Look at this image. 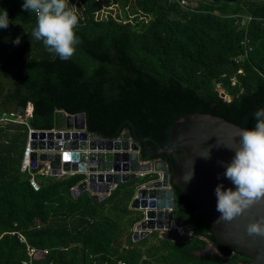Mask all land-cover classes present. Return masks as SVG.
<instances>
[{
	"label": "trees",
	"instance_id": "obj_1",
	"mask_svg": "<svg viewBox=\"0 0 264 264\" xmlns=\"http://www.w3.org/2000/svg\"><path fill=\"white\" fill-rule=\"evenodd\" d=\"M188 1L68 0L81 42L61 60L32 36L36 15L22 8L24 0H0V14L7 10L10 20L0 29V116L23 115L31 106L23 121L14 114L0 120V264L27 257L17 232L36 247L31 264H237L250 258L216 240L171 182L172 218L191 223L188 239L151 230L152 240H132L130 227L141 211L127 203L135 185L156 172L120 181L92 202L86 190L70 193L82 173H36L34 190L19 170L28 129L59 126L64 112L83 111L90 130L113 137L130 131L129 119L137 135L160 141L177 115L191 111L254 128V113L264 109V0ZM138 144L139 156L147 158ZM145 144L155 147L150 139ZM205 244L214 250L198 253Z\"/></svg>",
	"mask_w": 264,
	"mask_h": 264
},
{
	"label": "water",
	"instance_id": "obj_2",
	"mask_svg": "<svg viewBox=\"0 0 264 264\" xmlns=\"http://www.w3.org/2000/svg\"><path fill=\"white\" fill-rule=\"evenodd\" d=\"M125 120L131 124L130 131L122 129L113 137L90 130L83 111L64 112L60 126L28 131L31 164L34 165L37 157L47 160L51 174L83 173L70 192L76 196L87 189L93 202L106 197L115 184L137 176L138 172H156L157 176L136 184L130 198L129 206L141 211L133 223L132 240L151 230H157L160 237L169 240L188 239L191 223L182 224L180 231L172 225L171 182L186 193L194 206L193 212L209 225L216 240L250 257L237 264H264V236H249L246 232L249 223L264 218V201L232 221L214 223L221 215L216 210V186L222 184L223 189L236 190L224 175L235 156V151L228 147L238 145V133L246 128L219 115L191 111L177 115L168 127L166 139L160 141L137 135L132 121ZM147 139L155 147L146 145ZM139 142H143L146 150L145 159L139 156ZM207 148L210 158L204 159L199 155L206 154ZM191 164L194 175L186 183L182 177L190 171ZM207 250L211 252L214 248L205 244L198 253L207 254Z\"/></svg>",
	"mask_w": 264,
	"mask_h": 264
},
{
	"label": "clouds",
	"instance_id": "obj_3",
	"mask_svg": "<svg viewBox=\"0 0 264 264\" xmlns=\"http://www.w3.org/2000/svg\"><path fill=\"white\" fill-rule=\"evenodd\" d=\"M22 8L36 15L32 36L42 41L46 49L61 60L70 59L81 42L75 32L79 22L75 7H69L68 0H24ZM9 23L7 10L3 9L0 29L7 28ZM13 43L18 45L19 37ZM254 116L255 127L238 133L236 147L226 146L235 151V156L224 175L232 181L236 190L223 189L222 184L216 186V210L221 215L214 223L232 221L254 204L264 201V109L255 112ZM199 156L210 158L209 149ZM192 164L190 171L182 177L186 183L194 175ZM246 232L249 236H264V218L249 223Z\"/></svg>",
	"mask_w": 264,
	"mask_h": 264
},
{
	"label": "built area",
	"instance_id": "obj_4",
	"mask_svg": "<svg viewBox=\"0 0 264 264\" xmlns=\"http://www.w3.org/2000/svg\"><path fill=\"white\" fill-rule=\"evenodd\" d=\"M179 3L181 5H185L187 3V0H179ZM189 3V1H188ZM243 41L245 42L246 39H243ZM250 47L247 46V49H249ZM30 104L28 103L24 109V112H23V115H21L20 113H13L12 111H10L8 113V115H12L14 114V118L13 120H16V121H23L24 118L26 117V115L30 114ZM4 114V115H1L0 116V120H4V119H9V116ZM31 128L28 129V131L30 130ZM32 148L30 147L29 145V140H28V135H27V138H26V141L23 145V149H22V153H21V156H20V161H19V170L21 171H24L28 174V183L29 185L35 190L38 188V182L35 178V174L36 173H42V174H51V169L49 167V164L47 162V160H41L39 158H35V163L34 165L31 164V155H30V152H31ZM35 169H32L34 168ZM72 171H70L69 173H71ZM62 173H66V172H61L59 174H62ZM144 172H138V175H142ZM53 175H58V174H53ZM172 225L176 226L179 231H180V226L182 224H179V223H176L174 221H172ZM12 233V231H10ZM17 238L19 239V241H21L22 243H24V246H25V253L27 255V257H24L23 259H21V264H31V257H32V253L36 250V247L32 244H30L26 239L25 237L17 232ZM41 251L43 253L47 252V247H41ZM50 264V262H49ZM118 264H122V261L118 260Z\"/></svg>",
	"mask_w": 264,
	"mask_h": 264
},
{
	"label": "crops",
	"instance_id": "obj_5",
	"mask_svg": "<svg viewBox=\"0 0 264 264\" xmlns=\"http://www.w3.org/2000/svg\"><path fill=\"white\" fill-rule=\"evenodd\" d=\"M77 172V171H76ZM76 172H71V173H76ZM71 173H69V172H66V174H71ZM78 173H81V172H78ZM37 174H39V173H37ZM62 174H65V173H62ZM83 174V173H82ZM45 175H53V174H45ZM59 175H61V174H58V175H56V176H59ZM83 176H84V174H83ZM80 180V179H79ZM78 180V181H79ZM77 181V182H78ZM75 185V184H74ZM74 185H71L70 186V188L72 187V186H74ZM115 186V185H114ZM86 191L89 193V195H90V191H88L87 189H86ZM71 193V192H70ZM72 195V194H71ZM78 195V194H77ZM108 195V194H107ZM75 197V196H74ZM131 198V197H130ZM102 199V198H101ZM101 199H99V200H101ZM98 201V200H97ZM129 201H130V199H129ZM129 201H128V203H127V206L129 207V208H131V209H133L132 207H130L129 206ZM93 202V201H92ZM96 202V201H95ZM134 209H137V208H134ZM140 210V209H139ZM132 227H133V224L131 225V230H132ZM145 236V235H144Z\"/></svg>",
	"mask_w": 264,
	"mask_h": 264
},
{
	"label": "rangeland",
	"instance_id": "obj_6",
	"mask_svg": "<svg viewBox=\"0 0 264 264\" xmlns=\"http://www.w3.org/2000/svg\"><path fill=\"white\" fill-rule=\"evenodd\" d=\"M189 3H190V4H194V1H193V0H190ZM224 96L227 97L225 94H224ZM59 126H60V125H59ZM155 231H157V230H155ZM146 235L148 236V239H151V240L153 239L151 232L148 233V234H146ZM211 250H212V249H211ZM207 251H208V250H207ZM208 252H209V251H208Z\"/></svg>",
	"mask_w": 264,
	"mask_h": 264
},
{
	"label": "flooded vegetation",
	"instance_id": "obj_7",
	"mask_svg": "<svg viewBox=\"0 0 264 264\" xmlns=\"http://www.w3.org/2000/svg\"><path fill=\"white\" fill-rule=\"evenodd\" d=\"M155 157H158V156H155Z\"/></svg>",
	"mask_w": 264,
	"mask_h": 264
}]
</instances>
